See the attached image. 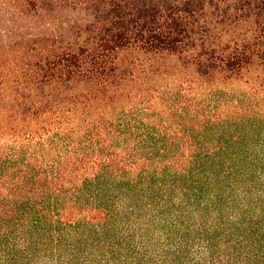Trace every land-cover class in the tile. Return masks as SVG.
Segmentation results:
<instances>
[{
  "label": "trees",
  "instance_id": "16d2710c",
  "mask_svg": "<svg viewBox=\"0 0 264 264\" xmlns=\"http://www.w3.org/2000/svg\"><path fill=\"white\" fill-rule=\"evenodd\" d=\"M0 11V264H264V0Z\"/></svg>",
  "mask_w": 264,
  "mask_h": 264
},
{
  "label": "rangeland",
  "instance_id": "374dc122",
  "mask_svg": "<svg viewBox=\"0 0 264 264\" xmlns=\"http://www.w3.org/2000/svg\"><path fill=\"white\" fill-rule=\"evenodd\" d=\"M23 35L25 36V30L23 28L22 21L11 20V17L0 11V50H5L7 46H10V43L21 42L23 39ZM5 58L0 55V64L4 62V64H10L12 59H9L8 56ZM8 60H10L8 62Z\"/></svg>",
  "mask_w": 264,
  "mask_h": 264
}]
</instances>
